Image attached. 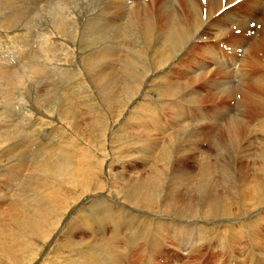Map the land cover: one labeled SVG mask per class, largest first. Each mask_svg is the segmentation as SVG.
I'll return each mask as SVG.
<instances>
[{
    "label": "bare ground",
    "instance_id": "6f19581e",
    "mask_svg": "<svg viewBox=\"0 0 264 264\" xmlns=\"http://www.w3.org/2000/svg\"><path fill=\"white\" fill-rule=\"evenodd\" d=\"M0 5V264H264V0Z\"/></svg>",
    "mask_w": 264,
    "mask_h": 264
},
{
    "label": "rangeland",
    "instance_id": "374dc122",
    "mask_svg": "<svg viewBox=\"0 0 264 264\" xmlns=\"http://www.w3.org/2000/svg\"><path fill=\"white\" fill-rule=\"evenodd\" d=\"M42 1H44V0H29V3L28 4H25V6L24 7H22L21 5L22 4H20V3H17V2H10V1H7V0H1V3L3 4V6L5 7H3V12H8L9 13V11L8 10H10V13L11 12H13V11H11V10H13L14 9V7H15V9H16V6H17V9L16 10H19V13H27V10H32V11H36V13H34V15L33 16H36V15H40V13L38 12V11H41L42 9H44V10H49V6L50 5H45V6H40V9L39 8H35V7H32V6H34V5H37V4H39L40 2H42ZM7 2V3H6ZM10 3V4H9ZM14 3V4H13ZM16 3V4H15ZM13 4V5H12ZM31 4V5H30ZM16 5V6H15ZM0 6H2V5H0ZM11 6H13V8L11 7ZM30 6V8L28 9V7ZM20 7V8H19ZM41 7H43V8H41ZM12 8V9H11ZM27 8V9H26ZM35 8V9H34ZM6 9H8V10H6ZM14 9V10H15ZM21 9H24V10H21ZM6 10V11H5ZM26 11V12H25ZM17 12V11H16ZM22 13V14H23ZM21 16V15H20ZM39 26H40V24H39ZM1 43H3V44H9L8 42H1ZM8 47H11V45H7V47H4L5 49H7ZM5 49H3V51H6ZM198 58H200V59H204V57H198ZM202 59V60H203ZM27 71V70H26ZM41 83V82H40ZM196 87H198L199 89L201 88V87H203V85H197ZM210 94H212V93H208L207 94V96H209ZM197 107V106H196ZM198 108V110L201 112V114H203L204 115V111L202 110V108L201 107H197ZM196 111H194V113H195ZM204 128V127H207V128H209L210 126H205V124H200V126H199V128ZM218 239V238H217ZM216 239V241H214L213 243H215V245H217L219 242H220V245H217V247H214V244H212V246H208L207 247V245L203 248V250L200 252V253H198V252H195V254H192L191 256L193 257V258H191V256H190V258L189 259H187L186 261H185V259H184V261H183V258L185 257V254H184V252L182 251V253L181 252H179V251H176V249L175 248H173L172 246H168V248H165L164 250L169 254V256L170 257H168V258H166V257H163V256H161L160 257V259H159V261L157 262V264H193V263H196V262H198L199 264H200V261H201V264H215L214 263V258H218L221 254H222V246H221V242L223 241L222 239H218L217 240ZM218 241V242H217ZM172 242V240H170L169 241V243H171ZM217 243V244H216ZM260 243H262V241H260ZM176 244V243H175ZM177 246V245H176ZM219 247V248H218ZM175 249V250H174ZM247 252H249V250H247ZM197 255V256H196ZM196 256V257H195ZM229 256H230V254L229 253H227V254H225L224 256H223V262L221 263V264H240V263H243V259H242V257L240 256V248L239 249H237L236 251H235V255H234V258L232 259V260H230V258H229ZM178 257V258H177ZM203 257V258H202ZM178 259H181V261L182 262H180V260L178 261ZM197 259V260H196ZM163 260H164V262H163ZM196 260V261H195ZM213 260V261H212ZM203 261H205V262H203ZM207 261H208V263H207ZM179 262V263H178ZM186 262V263H185ZM144 263V260H141V262L139 263V264H143ZM198 263H196V264H198ZM220 263V262H219ZM259 263V262H258Z\"/></svg>",
    "mask_w": 264,
    "mask_h": 264
},
{
    "label": "snow or ice",
    "instance_id": "6c2138e0",
    "mask_svg": "<svg viewBox=\"0 0 264 264\" xmlns=\"http://www.w3.org/2000/svg\"><path fill=\"white\" fill-rule=\"evenodd\" d=\"M242 2V0H235V4H239V3H241ZM205 3H207V0H205ZM223 11V10H222Z\"/></svg>",
    "mask_w": 264,
    "mask_h": 264
}]
</instances>
